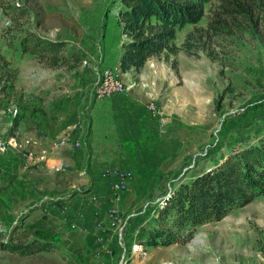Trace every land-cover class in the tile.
<instances>
[{
    "label": "rangeland",
    "instance_id": "obj_1",
    "mask_svg": "<svg viewBox=\"0 0 264 264\" xmlns=\"http://www.w3.org/2000/svg\"><path fill=\"white\" fill-rule=\"evenodd\" d=\"M221 1L207 4L197 26L178 32L176 54L123 73L128 38L122 0H0V52L17 73L0 69V264H264V197L197 228L186 243L143 245L151 232L165 228L159 214L182 184L264 138V9L247 22L222 15ZM30 34L64 42L65 61L49 67L24 53L22 41ZM81 87L87 100L106 99L102 151L81 166L109 179L101 185L117 203L109 201L107 219L116 207L124 221L121 236L118 227L103 226L110 236L98 250L61 207L58 213L42 211L37 201L41 192L56 203L91 188V175H79L77 167L62 173L37 167L58 142H67L62 145L71 146L69 152L84 147L79 135L53 140L46 118L63 94L68 96L62 100L79 104L68 106L75 113ZM91 122L88 117L81 139L90 138ZM123 183L118 199L115 186ZM36 243L48 250L20 256L7 249L36 251Z\"/></svg>",
    "mask_w": 264,
    "mask_h": 264
},
{
    "label": "trees",
    "instance_id": "obj_2",
    "mask_svg": "<svg viewBox=\"0 0 264 264\" xmlns=\"http://www.w3.org/2000/svg\"><path fill=\"white\" fill-rule=\"evenodd\" d=\"M211 1L122 0L124 8L120 17L124 24L123 34L128 41L124 44L120 60L121 71L141 70L154 57L164 53L176 54L180 50L176 44L178 32L187 25L197 26L205 17L206 6ZM263 5L264 2L259 0H222L220 8L224 16L240 17L249 22L255 13L259 15L260 10L257 12V9H264ZM214 25L212 21L206 32L214 29ZM194 35L191 32L187 37L184 44L187 51L193 47L190 43ZM64 48V42L45 40L34 34L22 41L24 53L48 62L49 67H58L65 61ZM0 69L17 74L2 52ZM8 85L4 88H9ZM259 197H264V138L255 145L236 151L221 165L197 176L191 183L182 184L159 214L158 221L166 224L165 228L151 232L143 245L149 248L186 243L197 228L222 221L232 211L253 203ZM36 246V251H28L22 246L7 249L20 256L48 250L45 244L36 243Z\"/></svg>",
    "mask_w": 264,
    "mask_h": 264
},
{
    "label": "crops",
    "instance_id": "obj_3",
    "mask_svg": "<svg viewBox=\"0 0 264 264\" xmlns=\"http://www.w3.org/2000/svg\"><path fill=\"white\" fill-rule=\"evenodd\" d=\"M71 91L72 92L70 96L72 94L74 95L73 89ZM77 91L82 94L81 98L79 92H75L79 95L78 99L81 98L82 101L80 102L79 108L76 107L77 111L75 113L72 107H70L71 110H68V106H70L71 103H73L75 106L79 104L74 98L70 99V101L62 100L65 99L66 96H68L63 94V97L56 98L57 106L53 109L52 112H49L50 115L46 116V118H48L47 121H50L49 133L53 140L59 137L63 138L65 135H79L80 140L84 142V147H82V149H76L74 152H69L71 149H73L71 148V146L69 147L68 144L62 145L60 142H58L57 150L52 149L49 152V155L47 157H44V160H40V162L37 163V167L41 169V171L50 170L51 172L57 171L58 173L68 171L70 172L73 167H77L76 171L79 175H91V188H89L86 194L78 193L76 195L72 194L71 196L67 197H59L57 201H55L56 203L49 201L53 200V196H50L49 192H41L39 194H42V196H40L37 201H39V205H41L42 211H54L58 213L60 210L59 208L61 207L60 211L66 213L73 225H76L78 226V228L86 231V238L91 241V247L98 250V248H102L104 246L106 240H108L110 236L105 232L103 233V231L105 230L103 226H107L108 229L114 227L113 223L107 219V208L109 205V201L112 204L117 203V198L114 199L112 193L111 195L109 194V187L107 188L108 185L105 186L107 188V191L103 190L104 186H102L101 184H105L109 179H107L102 172L92 173V171H90L89 169H83L81 165L84 161H86L85 164L88 161L94 162L96 159H98V155H96L97 152L102 151L100 148L102 145L101 141L103 143L104 141L99 138V136L101 135L100 122L105 114L104 106L106 104V99H96L95 101H91L89 99L87 100V94L85 93L86 91L83 87H81ZM60 101H63L65 105L64 108L61 107ZM88 117L92 120V122L88 126L91 135L90 138L87 139V142L86 139L81 138H84L83 133L87 130L85 121L88 119ZM53 118L56 120L54 121ZM77 140L80 141L79 139ZM102 147L104 148L105 145H103ZM72 153H74L75 155H73ZM50 162H55L59 165L50 167ZM59 166L61 167L58 169ZM24 180L26 182L27 177H25ZM42 180L45 183H47L48 181L44 176ZM40 187L44 188V185L42 184ZM24 188V193L27 195L28 187L26 186V184ZM36 194L39 195L38 192H36Z\"/></svg>",
    "mask_w": 264,
    "mask_h": 264
},
{
    "label": "built area",
    "instance_id": "obj_4",
    "mask_svg": "<svg viewBox=\"0 0 264 264\" xmlns=\"http://www.w3.org/2000/svg\"><path fill=\"white\" fill-rule=\"evenodd\" d=\"M154 114L156 115H160L159 113V110L158 109H154V110H151ZM67 142H62V144H65ZM77 147H80L81 148V145H78V142L75 144ZM61 166L58 167V169L60 168ZM128 176H126V181H128L131 177V175L128 173L127 174ZM130 175V176H129ZM123 175H121L122 177ZM125 187H127V184L126 183H123V184H117L115 186V189H116V194L118 195V199H119V194L121 192L124 191ZM109 218L110 220L112 221L113 223V226L115 227H118L119 229V236H121V230L120 228L123 226L124 227V221L122 219V217L120 216V212H119V209L114 207L112 209H110L109 211Z\"/></svg>",
    "mask_w": 264,
    "mask_h": 264
},
{
    "label": "bare ground",
    "instance_id": "obj_5",
    "mask_svg": "<svg viewBox=\"0 0 264 264\" xmlns=\"http://www.w3.org/2000/svg\"><path fill=\"white\" fill-rule=\"evenodd\" d=\"M122 91H123V90H122ZM150 109H151V110H154V109H158V108H157V106H156L155 104H152V105L150 106ZM159 113H160V112H159ZM78 145H81V143L78 142ZM240 226H241V225H240ZM232 232H233V231H232ZM202 247H203V246H202ZM217 247H218V246H217ZM203 250H204V249H203ZM203 250H202V251H203Z\"/></svg>",
    "mask_w": 264,
    "mask_h": 264
}]
</instances>
